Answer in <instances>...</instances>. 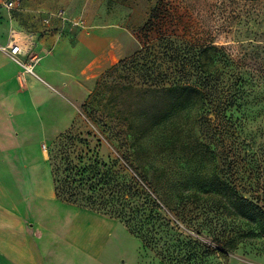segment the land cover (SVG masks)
<instances>
[{
	"label": "rangeland",
	"instance_id": "rangeland-1",
	"mask_svg": "<svg viewBox=\"0 0 264 264\" xmlns=\"http://www.w3.org/2000/svg\"><path fill=\"white\" fill-rule=\"evenodd\" d=\"M6 5L7 0H0V50L20 66L16 74L21 84L16 90H29L36 107L51 102L52 108L48 120L34 117L30 125L22 127L17 120L21 108L16 107V114L9 117L13 121L11 128L2 130L6 134L3 145L26 160L33 156L38 161L44 153L48 163V180L45 176L44 180L54 187V192L55 175H61L64 164L53 160L51 153L59 157L66 142L59 140L65 132H86L97 127L82 104L100 76L151 45L154 50L148 52L147 60L155 65H172L173 47L190 43L216 46L218 56L214 59L221 67L226 65L221 76L246 81L247 91L241 105L225 113L224 127L229 128L226 136L220 127L214 129L211 140H200L197 127L186 121L187 117L179 118L185 121L183 134L170 146L169 155L160 157L161 163L168 165L163 175L165 183L169 190L193 185L197 180L186 185L183 177L188 167L190 173L201 171L213 177L215 183L204 187L213 190L216 198L228 189L221 182L229 176L233 179L231 187L243 179L248 194H264V0H22L16 8ZM13 29L35 32L37 39L42 37L34 52L33 71L6 51ZM124 82L116 75L110 77L97 107L143 109L144 105L135 100L141 91L125 89ZM129 92L131 98L125 102V93ZM95 146L93 140L91 147ZM28 148L35 149L30 157ZM98 151L104 161L119 156L105 139ZM202 151L205 157L201 161ZM125 166L137 176L128 163ZM159 200L160 207L151 213L152 224L159 230L149 244L133 232L130 223L115 217L119 224L105 249L107 262L264 264V234L236 236L248 226L213 207L199 217L193 212L192 220H184L173 206ZM62 201L67 206L80 207ZM260 201L264 205V198ZM216 235L229 244L236 239L231 241V247L226 246L228 263L218 255L217 249L223 245L217 242Z\"/></svg>",
	"mask_w": 264,
	"mask_h": 264
},
{
	"label": "trees",
	"instance_id": "trees-1",
	"mask_svg": "<svg viewBox=\"0 0 264 264\" xmlns=\"http://www.w3.org/2000/svg\"><path fill=\"white\" fill-rule=\"evenodd\" d=\"M152 46L141 48L111 66L97 80L82 104L85 114L97 125L95 130L74 132L71 129L61 135L59 141L67 142L61 154L58 157L54 151L51 153L53 160L59 159L64 164L61 175L55 170L56 196L111 218L126 220L133 232L148 244L159 230L154 228L151 215L160 207L158 199L173 206L184 220H192L193 212L199 217L213 207L216 212L239 219L248 226L236 236L264 234V205L260 201L264 194H248L243 179L231 187L232 177H225L221 183L229 187L216 198L213 190L204 187L209 182L215 183L213 177L201 171L190 173L187 167L183 171L186 185L192 179L197 181L188 188L169 190L163 176L168 165L161 163L172 151L170 146H174L183 134L185 121L179 119L181 116L197 127L200 140H211L214 129L220 127L226 136L229 128L224 127L225 113L241 105L247 82L221 76L224 65L221 67L214 59L218 56V48L214 45L185 43L173 47L175 62L169 66L155 65L146 59ZM116 71V77L125 79V89L141 91L135 98L144 105L140 111L132 107H125V111L97 107L103 97V86ZM128 97L131 98L130 92L125 93V102ZM125 120L128 121L126 126ZM103 139L112 144L119 156L109 161L101 159L98 148ZM93 140L96 141L94 148L91 147ZM203 155L204 151L201 161ZM103 191L106 194L100 193ZM220 236L215 238L223 246L217 252L228 263L230 254L226 246L231 247L235 238L229 244Z\"/></svg>",
	"mask_w": 264,
	"mask_h": 264
},
{
	"label": "crops",
	"instance_id": "crops-1",
	"mask_svg": "<svg viewBox=\"0 0 264 264\" xmlns=\"http://www.w3.org/2000/svg\"><path fill=\"white\" fill-rule=\"evenodd\" d=\"M19 67L0 50V100L9 98L0 102V264H110L105 249L118 220L67 206L47 181L44 153L38 161L33 156L26 160L3 145L6 134L2 130L11 128L9 117L16 114V107L21 108L17 120L22 127L30 125L34 117L48 120L52 108L51 102L36 107L29 90H16L21 84L16 74ZM27 150L30 157L35 149Z\"/></svg>",
	"mask_w": 264,
	"mask_h": 264
},
{
	"label": "built area",
	"instance_id": "built-area-1",
	"mask_svg": "<svg viewBox=\"0 0 264 264\" xmlns=\"http://www.w3.org/2000/svg\"><path fill=\"white\" fill-rule=\"evenodd\" d=\"M22 0H7V7L12 9L19 6ZM37 33L13 29L6 51L14 58H19V62L30 71H33L36 57L34 56L35 47L37 45ZM24 57V60L21 58Z\"/></svg>",
	"mask_w": 264,
	"mask_h": 264
}]
</instances>
